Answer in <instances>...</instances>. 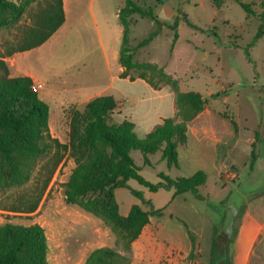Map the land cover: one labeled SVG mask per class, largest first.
<instances>
[{
	"label": "rangeland",
	"instance_id": "rangeland-1",
	"mask_svg": "<svg viewBox=\"0 0 264 264\" xmlns=\"http://www.w3.org/2000/svg\"><path fill=\"white\" fill-rule=\"evenodd\" d=\"M12 1L24 4L25 8L18 22L0 28V53H6L22 43L26 32L35 26L36 16L52 0ZM133 1L143 10L151 11L157 21L139 14L130 16L129 46L134 50V60L156 63L164 68L178 79L179 89L183 92H198L204 98L220 94L216 102L209 99L208 107L228 117L210 112L192 124L191 129L200 130V124L204 127L208 121H213L218 126L220 124L218 128L221 132L234 127L230 122L233 119L236 123L234 129L238 128L242 136L255 137L258 132V153L264 151V33L256 38L264 23L257 16L264 14V0H243L251 4L256 16H247L233 0H228L220 9L215 8L210 0ZM124 2L68 0L63 25L41 46L24 56L25 61H19L21 67L24 65L36 72L39 81L34 82V88L40 97L50 87H102L109 83L111 74L118 75V61H112V55L114 51L118 54L121 46L122 26L118 10ZM156 31L157 35L151 42L138 47L142 40ZM4 61L9 69L7 57ZM142 72H131V75L137 76ZM144 74L151 82L162 85L156 73L145 71ZM37 84L42 87L37 88ZM125 85L127 89L133 88ZM115 87L121 88L122 84L116 82ZM75 111L74 106L59 108L57 103H50L48 127L52 138L60 143L69 141L70 120ZM158 155L148 157L154 162ZM50 157L51 154H48L39 161L26 184L0 190V225L29 226L37 223L42 226L47 237L48 264H83L89 253L99 247L120 251L115 247L113 233L102 220L77 206L66 204L64 184L75 167L68 153L63 155L46 189L39 196L52 162ZM131 157L136 166H141L143 154L140 151H133ZM42 164H47V168L40 171ZM163 167V164L146 166L139 174L153 183L158 180L157 174ZM131 190L142 191L145 199H151L155 208L166 206L170 199L163 189L151 192L136 180H129L128 188L115 190L119 212L123 216L135 204L142 206L143 210L151 208L150 205H142ZM37 200L38 206L33 213L7 210L14 206L26 207ZM241 200H235L234 206L229 209L211 204L205 208L201 201L194 198L187 203L179 200L174 207L170 204L164 209V217H152L151 229L157 223L165 222L168 230L189 235L192 249L176 255L175 264H206L211 258L216 264H226L227 260L230 262L229 243L235 233L233 219L246 208ZM259 206L261 201L252 204L255 214H258ZM204 209L211 212V217ZM166 251L161 256L146 253L135 264H173ZM251 264H264V242L257 246Z\"/></svg>",
	"mask_w": 264,
	"mask_h": 264
},
{
	"label": "trees",
	"instance_id": "trees-1",
	"mask_svg": "<svg viewBox=\"0 0 264 264\" xmlns=\"http://www.w3.org/2000/svg\"><path fill=\"white\" fill-rule=\"evenodd\" d=\"M220 9L228 0H210ZM237 2L247 16H256L251 4L243 0ZM24 4L12 0H0V28L18 22L24 12ZM133 14L149 17L155 22L151 11H145L133 0H125L118 11L122 26L119 64L124 69L121 78L129 76L130 81L143 79L153 88L161 85L151 82L145 71L156 73L162 86H170L175 93L177 116L166 118L144 138H139L134 131V124L123 120L116 122L112 114L117 102L111 95L97 96L88 101L82 110L72 114L70 120L69 141L60 143L49 134V105L40 98L33 88L34 82L29 76L11 77L4 58L14 53L24 52L41 46L64 23L63 0H52L49 6L36 16L35 26L30 28L22 43L6 53H0V190L20 187L26 184L39 161L51 154L50 168L44 178L40 197L63 158L73 159L75 167L64 184V197L68 205H74L99 218L108 226L115 237V247H99L89 253L83 264H131L132 244L140 236L143 228L152 217L163 215L164 209H155L150 201L144 199L142 192L131 190L143 205H150L149 210L135 204L126 216L119 212L115 190L128 188L129 180H136L151 192L160 189L173 190V198L191 193L196 199L200 186L205 184L207 176L197 171L189 177L171 179L161 173L158 183L145 180L140 168L131 157L132 151H140L145 164H149L148 155L162 152V160L168 166L177 165V148L187 142V125L194 120L208 105L209 99L220 96L211 95L204 98L194 91L183 92L179 89L177 78L168 74L156 63H139L134 60V50L129 46L130 21ZM264 21V14L257 15ZM163 24V23H159ZM264 33V23L260 26L256 38ZM157 35L152 32L142 40L138 47L146 46ZM143 71L137 76L131 72ZM223 117L227 115L221 114ZM177 117L180 121L177 120ZM231 124L236 127L233 119ZM258 132L251 151V164L258 157ZM47 168L42 164L39 170ZM37 200L26 207L14 206L9 211L33 213L38 206ZM47 237L44 228L35 223L29 226L5 223L0 225V264H48ZM206 264H216L211 258ZM226 264H231L226 261Z\"/></svg>",
	"mask_w": 264,
	"mask_h": 264
},
{
	"label": "crops",
	"instance_id": "crops-1",
	"mask_svg": "<svg viewBox=\"0 0 264 264\" xmlns=\"http://www.w3.org/2000/svg\"><path fill=\"white\" fill-rule=\"evenodd\" d=\"M67 2L68 0H63L65 20ZM120 34L122 37V30H120ZM35 49L14 53L7 57L10 62L9 71L11 77L29 76L33 82L39 81L36 72L24 65L22 67L19 65V61H25L26 57L24 56H27ZM118 59L119 52L117 54V51H114L112 61H118V70L120 72L118 75L111 74L107 85L94 89L84 87L69 89L65 86L58 89L50 87L40 98L49 105L50 112V103H57L59 108L74 106L77 110H82L91 99L97 96L111 95L117 102V108L112 114L113 120L116 122L130 121L134 124L136 135L139 138H144L157 125L161 124L164 119L177 116L175 93L170 86L161 85L155 89L143 79L137 78L134 81H130L129 76L121 78L119 74L124 69L119 64ZM116 82L121 83L122 87L116 88ZM125 84L133 86V88L127 89ZM214 100L213 102H216L217 98ZM81 106L82 108L80 109ZM210 112L218 114V112L212 111L207 105L194 120L188 123L187 142L177 148V165L169 167L167 161L161 159L162 152H157L151 155L159 154L154 162L148 157L149 164H145L143 156L142 164L138 167L141 170V168L146 166L163 164V170L157 174L158 180L153 183L161 181L159 177L161 173L171 179L189 177L197 171H203L206 174L205 184L198 189V194L202 199H196L191 193L181 194L173 198V190L163 189L168 192L170 197L169 201L167 200L168 203L164 206L165 209L170 204H173L174 207L179 200L187 203L188 200H193V198L201 201L205 208L211 204L222 205L229 209L234 206L235 200L242 199L241 202H244L243 204H245L246 208L233 219L235 233L229 243L228 253L231 264H251L257 246L264 242V151L258 153L257 159L250 166L251 151L255 141L254 136H242L240 130L238 128L235 130L234 127L225 128V130L220 132L218 128L220 124L218 126L213 121H208L204 127L200 124L199 126L202 127L200 130L191 129L190 126L192 124ZM177 120L180 121L178 117ZM221 125L224 126V124ZM243 143H245L244 146H242ZM188 194L192 197H189ZM147 201L152 204L151 199ZM255 201H261V206L257 209L258 214H255L252 208V204ZM204 211L211 217L209 210L204 209ZM164 215L165 210L160 217H164ZM152 225L153 220L151 218L150 223L143 228L138 239L133 242L131 264H135L137 259H142L146 253L160 254L161 256L166 251H162V249L168 248V245L170 246L166 251V256L169 257V261L173 262V264L176 263L178 254H185L191 251L192 243L189 241L187 233L168 230L165 222H159L157 226L151 229ZM160 239L163 243H161ZM212 245L213 243H211V247Z\"/></svg>",
	"mask_w": 264,
	"mask_h": 264
},
{
	"label": "built area",
	"instance_id": "built-area-1",
	"mask_svg": "<svg viewBox=\"0 0 264 264\" xmlns=\"http://www.w3.org/2000/svg\"><path fill=\"white\" fill-rule=\"evenodd\" d=\"M36 86H37V88H41V87H42L41 84H37ZM33 88H34V85H33ZM34 89H35V88H34ZM35 90H36V89H35Z\"/></svg>",
	"mask_w": 264,
	"mask_h": 264
}]
</instances>
